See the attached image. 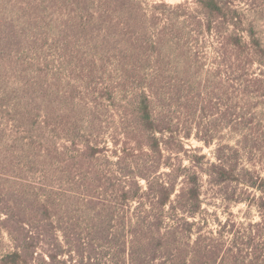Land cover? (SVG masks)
I'll use <instances>...</instances> for the list:
<instances>
[{"label":"rangeland","instance_id":"rangeland-1","mask_svg":"<svg viewBox=\"0 0 264 264\" xmlns=\"http://www.w3.org/2000/svg\"><path fill=\"white\" fill-rule=\"evenodd\" d=\"M133 2L135 6L112 3L106 7L115 19L124 22L134 8L139 19L132 18L125 26L129 31H122L115 19L112 24L116 25L109 29L106 22H97L95 14L91 17L92 10L104 9L97 0H0L1 219L4 214L29 213L40 201L51 207L57 218L86 228L81 200H69L63 192L76 190L94 173L108 176L114 171L111 138L120 132L121 113L131 95L145 86L152 74L147 55L161 53L163 59L155 86L156 110L179 125L168 140L171 143L163 145L167 148L163 160L187 166L189 157L203 154L214 162L218 144L235 146L239 131L225 125L223 113L228 105L239 109L244 103L237 91L223 82L224 77L215 73L210 39L206 38L204 47L195 44L186 18L193 0ZM179 4L185 5L178 9ZM164 28L165 34L160 35ZM170 36L180 39L174 50L168 47L174 43ZM137 38L142 48L136 52L137 63L130 64L125 48L130 40L136 44ZM253 69L258 70L257 65ZM255 115V122L262 119V105L256 106ZM187 132L190 135L185 137ZM196 136L214 140L207 146ZM95 142L106 150L92 160L75 158L83 144ZM179 144L185 150L200 152L184 153ZM39 154L48 157L41 160ZM244 166L250 167L247 162ZM255 170L264 180V165L257 163ZM168 171L164 165L159 169ZM259 189L249 191L260 196ZM206 202L209 205L203 208L220 221L228 213L236 221L259 219L256 209L243 203L225 208L218 199ZM9 250L8 235L0 227V255Z\"/></svg>","mask_w":264,"mask_h":264},{"label":"trees","instance_id":"trees-1","mask_svg":"<svg viewBox=\"0 0 264 264\" xmlns=\"http://www.w3.org/2000/svg\"><path fill=\"white\" fill-rule=\"evenodd\" d=\"M97 1L104 9L92 10L91 17L95 14L97 22H106L109 29L119 22L122 31L128 30L127 22L139 19L134 8L127 12L126 22L115 19L106 8L112 3L135 6L133 0ZM193 3L186 18L195 44L204 47L206 38L210 39L215 73L224 77L223 82L244 103L239 109L228 105L223 113L225 125L239 131L235 146L218 144L214 162L203 154L189 157L187 166L163 160L167 151L163 145L171 143L168 140L179 125L156 110L162 55L145 56L152 74L131 95L121 113L120 132L111 138L114 171L109 177L94 173L76 190L63 192L69 200H81L86 228L57 218L40 201L29 213L4 214L0 227L8 235L11 250L0 255V264H67L74 259L78 264H264V180L255 170L257 163L264 165V0ZM165 32L166 28L160 35ZM170 37L174 43L168 47L174 50L180 39ZM136 41L130 40L125 48L130 64L137 63L136 52L142 48L139 38ZM255 65L258 70L253 69ZM257 105H262L263 116L255 122ZM196 138L207 146L214 140ZM99 146L98 142L83 144L75 158L92 160L106 150ZM178 148L184 153L200 152L185 150L182 144ZM40 155L41 160L48 157ZM246 162L253 168L244 166ZM163 165L169 167L168 172H159ZM251 188H260V196L252 194ZM208 199L220 200L225 208L243 203L256 209L259 219L236 221L231 213L223 221L211 218L203 208L209 205Z\"/></svg>","mask_w":264,"mask_h":264}]
</instances>
